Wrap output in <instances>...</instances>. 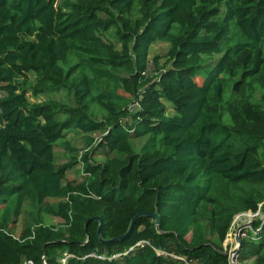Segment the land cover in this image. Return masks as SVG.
I'll use <instances>...</instances> for the list:
<instances>
[{
    "label": "trees",
    "instance_id": "16d2710c",
    "mask_svg": "<svg viewBox=\"0 0 264 264\" xmlns=\"http://www.w3.org/2000/svg\"><path fill=\"white\" fill-rule=\"evenodd\" d=\"M62 92L72 105L44 98ZM73 134L80 182L75 158L55 163ZM155 202L157 227L139 217L100 243L92 218L116 238ZM258 211L264 0H0V264H227L234 217ZM237 254L264 264V229Z\"/></svg>",
    "mask_w": 264,
    "mask_h": 264
},
{
    "label": "rangeland",
    "instance_id": "374dc122",
    "mask_svg": "<svg viewBox=\"0 0 264 264\" xmlns=\"http://www.w3.org/2000/svg\"><path fill=\"white\" fill-rule=\"evenodd\" d=\"M165 49H166V45L165 44H156L154 45L152 48H151V54H150V57H154L155 55H164L165 54ZM219 56H216V59H218ZM215 59V58H214ZM149 70H153V67L152 65L150 64V67H149ZM196 82L197 84H201L202 83V79L201 78H196ZM44 98H52L54 100H57V101H61V102H64V103H68L70 105H72L73 103H71V99L68 98L64 92L62 93H58V94H55V95H51V96H48V97H44ZM30 101L34 100L33 98H29ZM94 108H98V105H93ZM98 110V109H97ZM100 112H96V119L97 120H100L102 119V116H103V111L99 109ZM64 117H61L59 118V120H63ZM92 137L96 140L95 141V145L100 141V136H99V133H95L92 135ZM66 140L69 142V145L71 148L74 149V151H66L65 149V146L62 144L65 139H61L59 140L56 144V146L54 147V152H55V163L56 165L58 166H62V165H67L69 164L70 162V158H75L78 163L75 164L74 168L72 171L68 172L66 174V180H74L76 182H80L82 177H81V174L80 175H77L76 173L78 171H80V168H81V165H80V156L84 150V142H83V139H82V136L81 135H75L73 134V136H69L66 138ZM145 141V138H142V139H137V140H132L133 142V148L135 149V152H139V150L141 149L143 143ZM93 160L94 161H98V162H102L104 161L105 159V155L103 153H101V151L99 150L95 156H93ZM47 202L49 203H54L56 202L55 200H48ZM235 226L232 228L231 230V236L228 237V240L224 242V246L226 244L227 246V250L229 248H233L234 247V243H233V238H234V235H235V232L237 230V228L241 225H244V226H247L249 223H252L256 220H264V213L261 211H259L258 213H250V212H245V213H239L237 214L235 217ZM23 221H24V216L22 215L19 219H18V222L16 224V226L14 227V236L15 237H18L20 232L22 231V228H23ZM61 220L60 219H52V218H48L46 217L45 219V223H60ZM248 228V227H247ZM246 229V228H245ZM189 238V236L187 237V239ZM231 240V242H230Z\"/></svg>",
    "mask_w": 264,
    "mask_h": 264
},
{
    "label": "water",
    "instance_id": "95a60500",
    "mask_svg": "<svg viewBox=\"0 0 264 264\" xmlns=\"http://www.w3.org/2000/svg\"><path fill=\"white\" fill-rule=\"evenodd\" d=\"M155 205H156V202L154 204V211L152 213H140V214L135 215L132 218V220H131V222H130V224L128 226L127 231L123 235H121L119 237H116V238L108 239V240H103L102 237H101V235H100V230H101V226H102V221H101L100 217H94V218H92V220L99 221V226H98V229H97V236H98V239H99L100 243H102V244H109V243H114V242H120V241H122L124 238H126L130 234V232H131V230L133 228V225H134L135 221L139 217H149V218L153 219L154 220V223H155V225L157 227L159 225V215H158L157 208L155 207ZM86 225H87V223L85 224V226ZM247 227L251 231H253L255 233H260L264 229V220L262 221V224H261V226H260V228L258 230H255L253 228V224L252 223H249L247 226L241 225V226H239L237 228V230L235 232V241L238 243L239 247H240V245L242 243V241L240 239V236H239V233H240V231L242 229H245ZM238 250H239V248L236 249L235 252H238ZM24 264H27V261H25Z\"/></svg>",
    "mask_w": 264,
    "mask_h": 264
},
{
    "label": "built area",
    "instance_id": "2783aa9c",
    "mask_svg": "<svg viewBox=\"0 0 264 264\" xmlns=\"http://www.w3.org/2000/svg\"><path fill=\"white\" fill-rule=\"evenodd\" d=\"M259 212V211H258ZM257 212V213H258ZM245 213V212H244ZM235 218L233 219V221H232V223H231V227H230V230H229V233L227 234V237H226V239H225V241H227L228 240V237H230L231 236V230H232V228L235 226ZM247 230H249V228H246V229H242L241 231H240V233H239V236H240V239H241V241H243L244 239H246L247 238ZM224 241V242H225ZM233 243H234V247L233 248H229L228 250L226 249L227 248V246H226V244H225V246H224V243H223V251H224V254L226 255V258H227V264H240V262H239V258H238V254H237V252H235V250L236 249H238L239 248V245H238V243L235 241V235H234V238H233ZM230 242H231V240H230ZM144 243H141V242H139V243H137L135 246H140V245H143ZM242 244V243H241ZM156 254L157 255H164V253L163 252H161V251H159V252H156ZM173 257V259H175V260H178V261H182L184 264H192L191 262H189V261H187L185 258H183V257H178V256H172ZM65 258L64 259H62L61 260V264H65ZM27 264H33L32 262H29V261H27Z\"/></svg>",
    "mask_w": 264,
    "mask_h": 264
}]
</instances>
